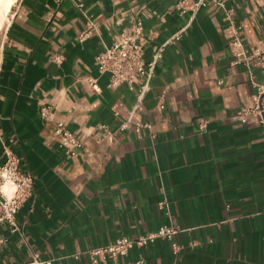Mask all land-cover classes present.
<instances>
[{"label": "crops", "instance_id": "1", "mask_svg": "<svg viewBox=\"0 0 264 264\" xmlns=\"http://www.w3.org/2000/svg\"><path fill=\"white\" fill-rule=\"evenodd\" d=\"M16 2L0 39V164L10 150L33 184L15 215L22 235L0 225V264H29L33 252L51 264H129L139 256L148 264H264V134L253 116H235L251 104L250 72L255 81L262 73L231 64L224 10L207 2L189 23L176 0ZM226 7L243 23L247 49L264 38V0ZM136 19L145 61L165 44L135 113L150 125L139 135L118 130L139 83L110 87L94 63ZM88 22L94 27L80 39ZM56 121L83 142L76 155L58 144ZM100 124L114 131L111 141ZM163 224L180 229L176 255L156 238L117 259H90V249Z\"/></svg>", "mask_w": 264, "mask_h": 264}, {"label": "built area", "instance_id": "2", "mask_svg": "<svg viewBox=\"0 0 264 264\" xmlns=\"http://www.w3.org/2000/svg\"><path fill=\"white\" fill-rule=\"evenodd\" d=\"M228 0H176L175 8L179 14L188 16V22H192L198 11L212 2L225 12L228 28L232 32V38L228 41V47L232 54L231 64H243L248 70L252 66H256L262 73L260 81L253 80L251 74V84L254 92L250 96L251 104L242 107L235 112V116L241 123L248 121L253 116L257 123L261 126L264 134V38H259L252 42L250 48L247 49L241 39L243 28L242 22H235L232 17L231 9L226 7ZM93 23L88 22L85 30L79 33V38L84 39L93 29ZM143 24L141 19H136L131 33H122L119 38L104 48L95 56L94 63L100 73H109V86L115 87L121 83L133 87L139 83V90L133 107L120 118L118 130L124 131L132 129L136 134H140L143 128H149L150 125L135 117V113L142 110V99L150 79L154 75V68L157 61L161 58L165 44H160L152 53L149 61L143 59ZM183 29V28H182ZM180 29L171 39L178 38ZM86 81L91 85H95V79L87 78ZM161 99L163 96L161 95ZM159 108L164 107L161 100ZM117 114V113H115ZM49 115L48 108L41 110V116ZM204 127V124L199 126ZM100 136L106 141H111L114 131L110 130L105 124L99 125ZM53 133L55 134L58 144L64 149L65 153L70 156L76 155L83 146V142L70 131L64 122L56 121ZM8 184V189L4 190V184ZM33 177L30 173L22 172L19 168V158L10 150H6L5 158L0 164V225L6 223L12 232H20V228L15 222V215L22 203L31 193ZM167 207V202L162 200L158 203L159 209ZM180 231L177 226L163 224L156 231L146 236H120L114 241L101 246L90 249L88 251L90 259L93 263L103 261L106 257L117 259L125 256L134 246L142 247L154 241L156 238L167 239L170 243L173 254H177L182 246L177 242L176 235ZM22 235V234H21ZM4 243V239L0 237V248ZM29 264H51V260H41L38 252H33L32 259ZM114 264H117L116 262ZM129 264H148L142 256L130 261ZM170 264H175L172 262Z\"/></svg>", "mask_w": 264, "mask_h": 264}, {"label": "bare ground", "instance_id": "3", "mask_svg": "<svg viewBox=\"0 0 264 264\" xmlns=\"http://www.w3.org/2000/svg\"><path fill=\"white\" fill-rule=\"evenodd\" d=\"M15 2L16 0H0V32L5 27L6 20H9L8 13L11 11V8ZM8 187L9 185L6 183L2 188L6 190Z\"/></svg>", "mask_w": 264, "mask_h": 264}, {"label": "rangeland", "instance_id": "4", "mask_svg": "<svg viewBox=\"0 0 264 264\" xmlns=\"http://www.w3.org/2000/svg\"><path fill=\"white\" fill-rule=\"evenodd\" d=\"M11 14H12V8H11V11L8 13V19L10 18V16H11ZM9 20H6V23H5V25L7 24V22H8ZM4 29V28H3ZM3 29L1 30V32H0V39H1V35H2V32H3Z\"/></svg>", "mask_w": 264, "mask_h": 264}]
</instances>
